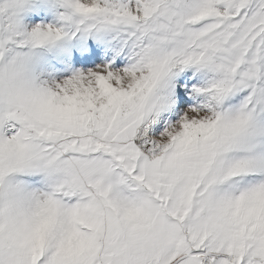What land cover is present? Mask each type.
<instances>
[{
	"label": "snow or ice",
	"instance_id": "1",
	"mask_svg": "<svg viewBox=\"0 0 264 264\" xmlns=\"http://www.w3.org/2000/svg\"><path fill=\"white\" fill-rule=\"evenodd\" d=\"M0 264H264V0H0Z\"/></svg>",
	"mask_w": 264,
	"mask_h": 264
},
{
	"label": "rangeland",
	"instance_id": "2",
	"mask_svg": "<svg viewBox=\"0 0 264 264\" xmlns=\"http://www.w3.org/2000/svg\"><path fill=\"white\" fill-rule=\"evenodd\" d=\"M57 11H58L57 9H54L53 12L49 13V18H50L51 20H54V19H55V17H56V12H57ZM33 14H34L33 12H28V13L24 14V16H23V22H24V25H25V26H30L31 21H30L29 17H30L31 15H33ZM92 42H95V41H92ZM24 51H25V52H28L27 49H25ZM41 54H42V52L39 51V50L34 51V52H30V53H29V55H32L34 58H35L36 56L41 55ZM47 55L50 56L51 53H48ZM74 70H76V71H83L84 69L77 67V68H75Z\"/></svg>",
	"mask_w": 264,
	"mask_h": 264
}]
</instances>
